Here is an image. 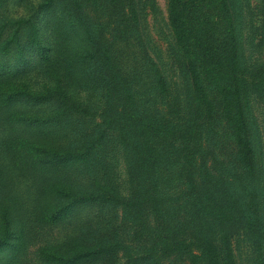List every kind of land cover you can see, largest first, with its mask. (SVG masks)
Segmentation results:
<instances>
[{
	"label": "trees",
	"instance_id": "1",
	"mask_svg": "<svg viewBox=\"0 0 264 264\" xmlns=\"http://www.w3.org/2000/svg\"><path fill=\"white\" fill-rule=\"evenodd\" d=\"M82 1L43 0L57 25L0 13V253L235 264L241 231L264 264V69L247 65V0H168L177 87L149 58L133 0H93L98 21ZM20 73L46 88L13 90Z\"/></svg>",
	"mask_w": 264,
	"mask_h": 264
},
{
	"label": "rangeland",
	"instance_id": "2",
	"mask_svg": "<svg viewBox=\"0 0 264 264\" xmlns=\"http://www.w3.org/2000/svg\"><path fill=\"white\" fill-rule=\"evenodd\" d=\"M42 1L6 0L0 8V13L7 17L33 18L37 21L48 20L49 24L53 23L54 25H57V21L63 18L65 20V17L60 18V11L58 9L50 12L39 11ZM167 2L168 0H133V7L139 23L136 27V32H140L150 56L149 58L155 61L166 80L169 83L172 82L177 87L180 85V81L176 71V47L173 44L167 26ZM247 5L248 7L242 11V30L247 49L246 54L248 56L247 65L251 66L257 62L264 69V3L261 0H247ZM80 6L81 11L92 20L98 21L101 19L100 13L94 11L95 4L93 5V0H91V4L82 1ZM68 24L65 21L66 28L63 29L64 34H67L69 31L80 33L81 30L75 25L72 24L71 27H67ZM78 46L76 44L74 49ZM6 64L11 68L14 67L15 62L11 58L8 59ZM3 66V63L0 62V68ZM8 70L9 68L6 72ZM0 74L4 73L0 72ZM8 76L5 75L4 77ZM10 79L11 82L15 81L13 90H23L26 94L42 92L44 87L46 88L47 86L45 81L34 83V79L25 73H20L19 76ZM47 82L50 83V81ZM257 122L260 131L259 164L264 173V117L257 118ZM2 225L0 224V228ZM2 244L4 245L5 242L2 241ZM229 244L235 264H257L254 251L241 231H237L231 236ZM123 260L124 258L122 257L120 262H123ZM0 264H39V262L35 258L34 252L28 249L17 257L16 253L2 251L0 253Z\"/></svg>",
	"mask_w": 264,
	"mask_h": 264
}]
</instances>
